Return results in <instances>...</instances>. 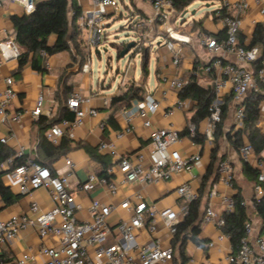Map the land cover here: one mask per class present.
I'll return each instance as SVG.
<instances>
[{
    "label": "built area",
    "instance_id": "built-area-1",
    "mask_svg": "<svg viewBox=\"0 0 264 264\" xmlns=\"http://www.w3.org/2000/svg\"><path fill=\"white\" fill-rule=\"evenodd\" d=\"M21 7L25 14L35 10L39 0H10ZM86 4L79 7V11L71 8L69 15L75 20L73 30H76L82 43V48L88 55L89 61L83 65V72H90L92 52L100 54L109 41L110 27L120 17L119 3L117 0H78ZM153 16L152 23H159L165 35L166 48L171 53L173 65H180L183 46L191 43V34L179 31L177 25L182 13H177L171 0H147ZM0 1V7L2 6ZM223 8L228 15L219 17L224 27L225 36L218 38L209 34L202 35L201 46L213 57L210 65H199L194 74L200 72L211 75L214 87V100L210 106V115L207 118L203 137L207 144L213 145L214 136L218 125L222 122V109L226 96L230 95L236 103L235 120L239 127H243L246 105L245 99L251 93L260 91V84H264V62L259 70H255V63L261 55L258 46H251L252 38H243V25L246 18L256 13L264 19V0H222ZM254 23L256 20L253 21ZM180 23V24H178ZM138 21L130 17L128 27L135 31L137 41L132 48L133 55L141 53L148 35L138 31ZM253 37V36H252ZM11 58L18 59L21 47L16 41V36H11L4 44ZM105 50V49H104ZM5 53V52H4ZM3 53L4 58L6 55ZM234 59L232 62L230 59ZM2 61L0 60V122L18 124L21 122L22 112H10L16 99L15 82L13 77H3ZM162 83L182 91L188 83L186 79L164 77ZM92 97H87L80 91H74L67 100V107L75 113L74 120L63 119L53 125L46 137L53 144L68 133L73 135L81 127L86 116L96 117L98 112L92 108L88 112L81 107L90 104ZM44 98L39 95L32 116L39 119L42 115ZM105 105L108 101L104 102ZM191 99H180L175 105L168 107L166 116L174 115L178 109L191 111L194 107ZM161 108V102L153 95L146 96L142 101L135 102V112L142 117L156 112ZM130 125L131 112L126 115ZM146 128L151 127L149 121L144 122ZM190 135L182 136L173 128L154 129L151 135L150 150H140L134 155H123L107 170L110 177H101L97 172H91L86 181L78 186L84 193H92L103 189L111 197L120 192L121 185L115 178L119 173L123 183L151 185L169 180L176 174L191 173L194 165L201 160L199 153L183 157L181 150L191 142L194 143L195 126L188 124ZM131 129L117 134L122 139ZM6 143V139H1ZM113 143H100V153L114 151ZM242 159L250 162L255 156L249 142L244 143L239 150ZM25 150L22 147L15 157H23ZM68 170L61 175H55L46 166L34 161L16 167L10 172V177L17 185L20 195L32 198L36 191L45 189L53 203V207L44 210L36 201L31 202L28 214L13 215L8 220L0 219V244H13L21 232L27 229L34 230L41 239L53 238V245L43 246L40 254L44 261L39 263L36 255L30 252L23 253L14 264H169L173 261L175 251L172 245L164 246L155 237L161 222L172 237L177 233V225L188 213V203L196 200L198 194L192 190L188 183L178 187L177 194L183 200V205L176 211L172 208L157 209L149 205L141 192H136L132 197L125 198L119 205L105 203L92 199L85 206L78 202L76 196L70 192L71 179L75 174V164L69 158L65 160ZM5 165L2 164L0 168ZM255 168L259 172L258 184L254 186V197L259 200L264 197V160H257ZM220 180L230 189H234V170L231 164L222 160L218 165ZM216 191L210 193L214 196ZM122 209L128 215L121 219L115 226L111 225L109 218L117 209ZM234 210L233 197H226V211ZM87 211L88 219L79 217V213ZM212 224L222 231L225 224L223 216L219 215L209 203L205 209L202 224ZM146 230L148 238L139 241L138 237ZM246 235L241 240L236 251H231L227 257L230 264H264V237L253 236V226L248 222L245 226ZM118 237H115V236ZM114 238V241H111ZM229 239L222 232L218 240ZM214 242L209 243L213 247Z\"/></svg>",
    "mask_w": 264,
    "mask_h": 264
},
{
    "label": "crops",
    "instance_id": "crops-1",
    "mask_svg": "<svg viewBox=\"0 0 264 264\" xmlns=\"http://www.w3.org/2000/svg\"><path fill=\"white\" fill-rule=\"evenodd\" d=\"M3 4L0 7V60L2 61V75L3 77H13L16 91V99L10 109V112H22L23 116L21 122L18 124L1 123L0 122V141L6 139V147L15 156L17 152L23 147L25 156L30 160L38 161V163L46 164L47 167L55 175H61L67 172L68 166L66 165V158H69L75 164V174L71 179L70 192L76 196L78 202L87 205L92 199H98L105 203L119 205L125 198L132 197L136 192H141L145 201L149 205L155 206L157 209L172 208L179 211L183 205V200L177 194V189L181 185L188 183L193 191L197 194L200 190L203 177L209 171L212 164V150L213 145L203 143L188 144L180 152L183 157L199 153L201 160L194 165L191 173L176 174L167 181L153 183L151 185L141 186L139 184L123 183L121 175L117 173L115 178L119 181L121 188L118 195L111 197L103 189H97L92 193H84L78 189V186L84 183L91 172H101V165L93 160L87 148L98 150L100 143H113L115 145L114 151H105L103 154L110 155L112 164H114L119 157L123 155H134L140 150L149 151L151 144V135L154 129H167L173 128L180 134L190 124V119L194 114V107L191 111L176 110L174 115L166 116L165 112L168 107L175 105L179 98V92L162 83L164 77L170 79L182 78L189 80L191 76H195L198 83L202 87L213 86V79L211 75L203 72L194 74L197 66H207L213 61V57L208 54L200 44L202 35L209 34L218 38L225 36L224 27L221 19L216 11L223 9L222 0H202L207 1L210 5L217 4V8L211 12H206L199 18H194L189 22L185 19L177 25L179 31L191 34V43L183 46L181 51L180 65H173V58L171 53L166 48V37L163 34L162 28L159 23H152L151 17L153 11L147 0H139L138 4L131 2L129 6H125L129 11L130 17L134 21H138V31L144 32L148 35L144 47L149 48L146 55L147 62V76L143 73V55L140 62V74L137 75L131 72V67L136 68V62L133 60L132 55L128 64L121 75V81L116 91L113 94H106L103 92L104 84L95 82L92 57L90 63V72H83L82 67L89 59L88 55L81 47L80 54H76L73 47L70 51L62 52L46 58L47 73H39L32 69L29 62L19 73L18 72V59L11 58L9 51L4 50V44L8 39L15 35L12 16L25 14L23 9L10 0H0ZM40 1V0H39ZM74 1L78 8L85 7L86 4ZM72 6H70L71 10ZM187 11V9L185 10ZM185 11L183 15L185 16ZM122 13V12H121ZM195 11L192 12L194 16ZM123 15L119 18H121ZM71 21L75 20L71 19ZM256 20L254 23L253 21ZM258 24L264 25V19L257 16L256 13L249 15L243 25V32L241 40L245 37L252 38L255 28ZM111 29V28H110ZM80 40V39H79ZM55 37H51L49 44L53 45ZM129 43V42H128ZM128 43H123L127 45ZM153 50L151 55V51ZM22 51V49H21ZM5 52V53H4ZM3 53L6 55L4 58ZM118 53V52H117ZM97 55H100L96 53ZM232 62L234 59H230ZM151 69L153 72V82H150ZM141 88L142 99H134L130 103H122L119 105L113 104V99L124 95L126 93L132 94L134 90ZM74 91H80L87 97H92L90 104L82 105V109L88 112L94 108L97 110L96 117L86 116L83 124L77 129L73 135L66 133L56 144L60 145L63 138L70 141L69 149L59 158L54 160L46 157L45 153L41 150L40 144V126L45 119H63L74 120L75 113L67 107V100ZM39 95H43L44 103L42 115L39 119L32 116V111L35 108L36 101ZM153 95L161 102V108L156 112L142 117L139 113L135 112V102L142 101L146 96ZM231 98L229 104V111L227 119L224 123L225 135L229 132L232 134L235 131L242 129L239 127L235 120L236 103L230 95L226 96ZM105 101L108 104L105 105ZM72 112L73 118L70 119L64 116L63 111ZM261 117H264V103L261 105ZM231 111V114H230ZM131 112L130 125L126 121V115ZM260 117V118H261ZM229 119L232 120L230 125H226ZM151 123L150 128L144 126V122ZM58 122V123H59ZM207 118L200 123L199 133L203 137V131L206 127ZM258 127L259 122H258ZM131 129L122 139L117 138L119 132L125 131L126 128ZM264 132L263 128H260ZM49 130V129H48ZM47 130V131H48ZM46 131V132H47ZM45 132V137H46ZM47 138V137H46ZM204 138V137H203ZM48 140V139H47ZM49 141V140H48ZM51 142V141H50ZM248 142L247 137L244 136V143ZM52 143V142H51ZM53 144V143H52ZM55 145V144H54ZM242 146H240L241 148ZM239 149H235L232 143L225 137L219 141V150L217 153L218 160L214 165L213 180L218 170V165L221 158L228 161L234 170V189H230L225 185L220 177L216 182H209L204 188L203 204L204 208L210 203L213 209L221 216L226 211V197H233L238 191L244 199L247 207V212L253 226L254 237H264V221H262L255 213L253 205L254 197V183L249 181L244 173V160L242 159ZM99 152V150H98ZM100 153V152H99ZM264 157V152L262 153ZM257 158L254 157L249 164L255 167ZM1 174L5 185L10 189L14 195H19V198L11 203L6 204L0 196V219L8 220L13 215L28 214L32 201L40 204L42 209L49 210L53 207V203L48 192L45 189L36 191L32 198L22 196L17 190V185L10 177V162H6ZM215 190L216 194L210 197V193ZM82 219H88L89 213L83 211L79 213ZM128 215L122 209L117 208L110 216L109 222L115 226L121 219L127 218ZM222 231L212 224L201 226V233L199 239L201 245L188 241L185 247L187 260L183 263L178 252L175 250L174 259L169 264H230L227 257L232 251L230 239L218 240V236ZM115 237H118L117 235ZM164 246H173L174 237L169 235L167 229L159 223V229L155 235ZM148 238L146 230L142 231L138 237L139 241H145ZM114 241V238L111 240ZM55 240L53 238L41 239L37 233L32 229H27L21 232L17 240L11 245L0 244V264H14L20 255L30 252L36 255L39 263L44 261L43 256L40 254V249L43 246L53 245ZM214 242L213 247H209V243ZM7 261V262H5Z\"/></svg>",
    "mask_w": 264,
    "mask_h": 264
},
{
    "label": "trees",
    "instance_id": "trees-1",
    "mask_svg": "<svg viewBox=\"0 0 264 264\" xmlns=\"http://www.w3.org/2000/svg\"><path fill=\"white\" fill-rule=\"evenodd\" d=\"M177 13L184 12L192 3L197 0H171ZM70 6L79 11L78 6L74 1L70 0H40L35 5V10L30 14L14 15L12 22L16 33V41L21 47L22 51L18 57V72L30 62L34 71L39 73H47L46 58L70 51L71 47L74 48L76 54H80L82 43L79 40V35L74 28V21L69 19ZM219 17L228 15L225 8L218 10ZM51 37H55L53 45L49 44ZM115 44V43H114ZM251 46H258L261 49V55L255 63V70H259L264 62V25L258 24L253 33ZM119 54V51H118ZM147 62L145 56L143 59V73L147 76ZM260 91L257 93L249 94L245 99L246 115L243 128L235 131L233 134L229 132L225 135L224 123L228 116L229 104L231 98L225 100L222 109V122L218 125L214 136V147L212 150V164L207 174L203 177L198 198L188 203L187 215L178 223L177 233L174 236L173 248L176 250L182 259L183 263L188 259L185 253V247L188 241L201 245L199 235L201 233L202 219L205 213L203 209V196L204 188L211 181L216 182L219 179L218 170L213 180L214 165L218 160L217 153L219 150V141L226 138L232 143L235 149H239L243 145L244 136L247 137L248 142L253 148L257 160H264L262 153L264 152V132L258 127V122L261 117V105L264 103V84H260ZM142 89L138 88L132 94L126 93L113 99L114 105L122 103H130L134 99H142ZM214 87L207 88L199 85L197 78L193 75L189 78L185 88L179 92L180 99H191L195 103L194 114L190 119L191 124L195 126V143H203L204 138L199 133L200 123L209 117L210 106L214 100ZM64 116L73 118L72 112L63 111ZM60 120V119H59ZM58 119H45L40 126V148L45 153L46 157L51 160L61 157L69 149L70 141L66 138L62 139L60 145L56 146L47 140L45 132L53 125L59 122ZM182 136H189V130L186 128ZM86 151L90 157L98 162L102 170L99 173L101 177H110L107 170L112 166L110 155L99 153L98 150L87 148ZM224 160L221 158L220 162ZM30 160L25 155L23 157H15L13 153L0 141V166L6 162H10V170L13 171L16 167L26 163ZM219 162V163H220ZM47 167L46 164H42ZM244 173L247 179L258 184V170L251 166L248 162L244 161ZM0 170V196L6 204L15 202L19 195H14L10 189L5 185L3 174ZM235 186V184H234ZM236 187V186H235ZM234 210L223 213L224 226L222 232L226 234L231 242L232 250L236 251L241 240L245 237V226L250 221L247 207L240 190L234 194ZM253 205L256 215L264 221V197L257 200L253 197ZM1 261V259H0ZM7 262V261H5Z\"/></svg>",
    "mask_w": 264,
    "mask_h": 264
},
{
    "label": "rangeland",
    "instance_id": "rangeland-1",
    "mask_svg": "<svg viewBox=\"0 0 264 264\" xmlns=\"http://www.w3.org/2000/svg\"><path fill=\"white\" fill-rule=\"evenodd\" d=\"M119 3V10L122 12V17H114L113 19L115 22L110 27L109 31V41L107 42L105 48H102L100 50V55H97L95 51L92 52V69H93V75L95 82L103 83L104 89L103 92L106 94H113L117 87L120 84L121 81V75L123 74L128 61L130 57L133 55V51H131L125 55L124 57L118 56L119 54L124 50L126 45L123 43L128 42H136L138 39L136 33L134 30L130 29L128 27V21L130 19L129 11L126 9V5L131 7V2L138 4L139 0H117ZM208 4L207 1L197 0L194 3H192L187 8V14L184 16L183 19L179 18L178 22H182L184 19L186 22L191 21L194 18H199L203 16L206 12H211L212 10H215L217 8V4L210 5L209 7H206ZM195 11V15H192V12ZM115 43V44H114ZM106 51H105V50ZM149 48L143 47L142 48V55L145 58V56L148 54ZM153 50L151 51V55ZM141 53H135V55L132 57L133 60L136 62V68L133 69L131 67L130 71L134 72L137 75L140 74V62H141ZM150 82H153V72L151 69V78ZM231 114V111H230ZM232 122L231 119L227 121V126L230 125ZM259 126L260 128L264 129V117H261L259 120Z\"/></svg>",
    "mask_w": 264,
    "mask_h": 264
},
{
    "label": "water",
    "instance_id": "water-1",
    "mask_svg": "<svg viewBox=\"0 0 264 264\" xmlns=\"http://www.w3.org/2000/svg\"><path fill=\"white\" fill-rule=\"evenodd\" d=\"M186 13H187V11H185V14ZM134 46H135V42H129L126 45V47L124 48V50L120 54H118V56L121 58L124 57L125 55H127L131 51L132 48H134Z\"/></svg>",
    "mask_w": 264,
    "mask_h": 264
}]
</instances>
